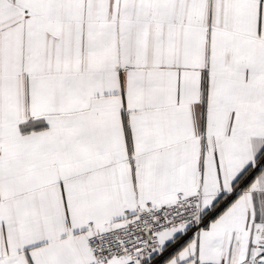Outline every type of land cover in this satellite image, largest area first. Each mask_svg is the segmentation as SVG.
I'll list each match as a JSON object with an SVG mask.
<instances>
[{"label":"snow or ice","instance_id":"obj_1","mask_svg":"<svg viewBox=\"0 0 264 264\" xmlns=\"http://www.w3.org/2000/svg\"><path fill=\"white\" fill-rule=\"evenodd\" d=\"M0 264H264V0H0Z\"/></svg>","mask_w":264,"mask_h":264}]
</instances>
